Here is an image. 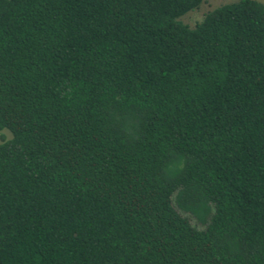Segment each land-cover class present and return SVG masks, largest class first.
Instances as JSON below:
<instances>
[{
  "label": "trees",
  "instance_id": "trees-1",
  "mask_svg": "<svg viewBox=\"0 0 264 264\" xmlns=\"http://www.w3.org/2000/svg\"><path fill=\"white\" fill-rule=\"evenodd\" d=\"M0 0V264H264V3Z\"/></svg>",
  "mask_w": 264,
  "mask_h": 264
},
{
  "label": "rangeland",
  "instance_id": "rangeland-1",
  "mask_svg": "<svg viewBox=\"0 0 264 264\" xmlns=\"http://www.w3.org/2000/svg\"><path fill=\"white\" fill-rule=\"evenodd\" d=\"M236 0H203L199 7L195 9H191L188 12H186L184 15H182L181 19L189 24L193 25L196 21H198L202 15L209 9L214 8L222 3L232 2ZM264 3V0H259Z\"/></svg>",
  "mask_w": 264,
  "mask_h": 264
}]
</instances>
